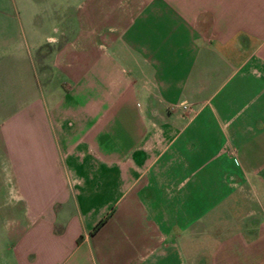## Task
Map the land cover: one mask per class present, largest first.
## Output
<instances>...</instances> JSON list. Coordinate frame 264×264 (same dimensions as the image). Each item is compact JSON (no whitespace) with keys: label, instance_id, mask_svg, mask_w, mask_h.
Here are the masks:
<instances>
[{"label":"crops","instance_id":"1","mask_svg":"<svg viewBox=\"0 0 264 264\" xmlns=\"http://www.w3.org/2000/svg\"><path fill=\"white\" fill-rule=\"evenodd\" d=\"M0 264H264V0H0Z\"/></svg>","mask_w":264,"mask_h":264},{"label":"built area","instance_id":"2","mask_svg":"<svg viewBox=\"0 0 264 264\" xmlns=\"http://www.w3.org/2000/svg\"><path fill=\"white\" fill-rule=\"evenodd\" d=\"M180 107L182 110H186V107L183 104H181Z\"/></svg>","mask_w":264,"mask_h":264}]
</instances>
